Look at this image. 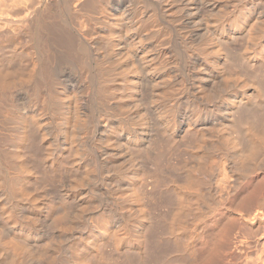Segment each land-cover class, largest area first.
<instances>
[{"label":"bare ground","instance_id":"6f19581e","mask_svg":"<svg viewBox=\"0 0 264 264\" xmlns=\"http://www.w3.org/2000/svg\"><path fill=\"white\" fill-rule=\"evenodd\" d=\"M80 1L82 0H73L78 4ZM226 1L181 0V3L176 4V0H169L167 3L170 11L175 6L179 11L185 10L188 24L187 26L181 25L178 32L186 36L190 29L193 31L191 36H184L187 38L182 40L185 41L184 47L181 44L185 51L184 58L186 57L187 60L183 58L180 60L177 50V54L169 51L171 53L169 55L162 45L158 44L159 48L160 46L163 48L158 49V42L155 45L162 35L165 34L166 39L168 34L166 30L162 31L158 29L159 27L157 28L152 37L159 39L155 40L153 46H149V43L144 41L143 38L147 37L142 38V31L146 25L149 23L159 25L157 18L159 19L160 16L157 17L156 12L152 13L148 20L147 18L145 20L134 19V12L127 10H124L119 18L104 19L105 26L112 28L107 29L100 42L90 37L91 30L86 31L85 21L80 24L81 27L77 31L79 38L76 41L69 31L67 33L64 28L62 29L58 12L59 21L57 20V23L60 26L56 24V20L53 22L54 19H51L56 13L50 17L49 12L51 22L45 19V16L41 17V14L38 19L33 18V22L30 20V15L28 16L30 19L26 20L25 15L23 16L26 18L22 19V9L18 10L21 12V15L19 14L21 19L17 20L11 18L13 15L6 18L7 16L2 17L0 13L1 27L6 28L5 31L0 30V35L3 32L13 34L15 24L17 23L16 28H18V24L21 23L23 24L21 25L23 27L19 25L21 29L24 25L28 26L22 31L27 37L29 36L27 33H30L33 50L38 51L37 58L33 53L35 58L31 57L35 60L32 74L37 73L36 78L30 82L22 80L26 83L28 94V104L23 108H18L16 101L14 102L15 99L13 100L15 97H12L10 92V95L6 92L5 89L10 83L0 76V116L3 117V119L0 118V128L1 124L5 123L4 120L8 119L20 124L14 136L12 133L14 127L10 121L12 124H9L12 127V130H9L11 131L10 136L8 135L10 132H4V125L1 129L6 136L0 129L3 134V136L0 135V210L2 212L0 213L3 214L5 225L10 227L7 233L0 228V264H26L30 257H36L33 259L42 261L43 248L34 249L30 244L36 240L37 218L40 220L44 209L34 204L30 205L32 203L30 201L29 204L25 203L26 201L23 203L22 195L16 187L25 175L33 177V170L37 171L41 168L40 165L54 167L64 156L67 159V167L74 172V180L73 185H69L70 188L66 187L67 191L59 193L61 195L58 198L64 203V207L52 220L58 230V235L62 237L67 229L73 228L72 225L75 226V221L79 223L77 219L83 218L87 223L84 217L88 214L86 212L88 208L90 210V204L92 201L94 203L96 195L93 200L94 195L92 196L91 192L93 187L88 189L86 185L85 188L82 186L89 182L88 179L91 176H97L98 173L104 171L106 176L102 177V182L97 183L96 186L93 185L101 195H116L111 207V203L104 204V206L109 204L110 207L108 208L112 214L109 218L110 223H108L109 219L103 223V218L98 221L102 222L100 226L97 224V219L94 220L89 215L92 222H88L90 224H88V229L93 237L107 235L110 231V224L119 220L118 217L116 219L114 217L120 216L118 214L120 208L124 209V212L126 209L129 217L120 216L123 219L120 218L121 220L118 221L120 224L117 227L116 243L121 245L125 242V244L135 245L134 242L139 239L144 245L149 243V248L141 255L140 264H164L166 259L160 249L164 241L161 240V236L158 238V232L165 224L170 235L169 239H171L182 227L184 229L182 216L192 208L190 204L192 195L195 196L197 210L200 209L198 203L203 198L205 209L212 210L219 207V204L221 205L222 192L229 187V184L222 182L225 176L230 180L228 173H231L232 184L236 186L250 173L257 170L264 172V2L263 5H259L255 3V0H228L229 4ZM64 4L63 7H66ZM11 9L16 11L19 8ZM162 9L161 5V11ZM14 11L10 10L12 14ZM77 13L82 15L84 11L81 8ZM31 14L33 15L32 12ZM44 14L46 15V12ZM172 16L178 17L175 12ZM26 21H30V26L26 24ZM167 27L166 29L169 28ZM186 27L190 29L184 30ZM182 29L184 31H180ZM10 34L7 35L8 39H10ZM12 34L10 37L14 39ZM13 35H16L15 39L20 41L22 34ZM1 38L3 37L0 36V41H2ZM241 38L244 44L240 48L237 42ZM167 39L166 41L169 40ZM96 42L97 44L104 43L105 49L95 60H87L88 48L90 49L91 45ZM30 46L27 49H30ZM54 48L62 50L67 56L78 58L76 63L83 78H81V84L84 85L74 88L69 95L57 86L58 79L53 60ZM172 50L174 52L175 49ZM27 53L31 54V51ZM193 57L195 60L192 59ZM180 64L187 68H200L197 72L198 92L192 94L193 98H189L188 95L181 102L177 99V95H182L180 92L188 89L186 87L189 82L186 84L187 79L179 72L181 71L179 70L181 69ZM89 71L91 73L87 74ZM186 72L189 73L188 69ZM246 74H249V77ZM218 87L221 89L215 95L212 92L216 91L212 90L215 88L217 90ZM211 99L212 102L217 99L215 101L218 104L215 102L216 106H214V102L213 104L210 102ZM209 103L213 107H210ZM179 107L185 109L180 114L181 116L177 117L176 112ZM185 139L193 140L199 148L198 163L191 167L192 170L189 168L184 172V179L181 181L177 179L175 169V173L171 170L164 176V182L171 179L170 186L167 185L169 188L172 187V190L174 189L176 209L174 208L172 213L171 209L170 220L168 216L166 218L168 221L159 217L157 221V218L151 217L147 210L142 207L136 208L134 204L132 206L131 199L140 201L142 194L137 190L133 192L129 180L133 177L138 182L143 175L145 177L161 176L162 152L159 151L160 147L168 142H184ZM119 145L120 148L117 149ZM22 146L27 148L29 164L23 161L18 163L15 161L14 164L9 158L11 154L8 153L11 150L16 153ZM131 146L136 148L134 152L129 151L128 148ZM122 150L125 154L117 155ZM207 155L209 161L203 163ZM223 171L227 174L224 173L225 176L222 177ZM51 177L53 176L44 173V179L51 180ZM93 179H90L91 183L95 182ZM119 180L123 185H112ZM223 180L228 183L226 179L223 178ZM52 181L55 182L54 179ZM259 185L247 202V215L245 214L244 218H247V230L250 236L257 237L261 245V250L259 249L257 257L255 256L257 264H264V181ZM73 199H77V203ZM72 200L74 206L76 204L75 211L72 210L74 212L70 211ZM18 205L26 207L24 209L26 214L22 213V216L20 214V217H23L19 220L20 222H18V212L15 213V207ZM108 211L106 213L109 216ZM108 216H105V219ZM48 218L51 221L49 215ZM130 224L135 231H138V239L131 238L133 234L130 235L127 232ZM220 237L222 238V233ZM221 238H219L220 242H222ZM52 239L48 238V242L50 245L54 244V246L51 245L54 247L53 254L47 257L46 261L48 264H65L66 259L57 257L61 241L55 242V239ZM44 246L46 247V242ZM242 255L244 254L240 253L239 258ZM69 256L67 257L72 263L81 264L84 261V257L78 252Z\"/></svg>","mask_w":264,"mask_h":264},{"label":"rangeland","instance_id":"374dc122","mask_svg":"<svg viewBox=\"0 0 264 264\" xmlns=\"http://www.w3.org/2000/svg\"><path fill=\"white\" fill-rule=\"evenodd\" d=\"M30 1L32 2V5ZM44 1L43 0H0V13L2 17L7 16L6 18H10L11 15H13V17L11 18H13L14 20L21 19V17L22 19H25L26 18L25 16H27L26 20L31 18L30 20L32 22H33V18L38 19L39 15L41 14L42 15L41 17L45 16V19L47 18L49 22H51L53 19H54L53 22H55L56 20V24H58L57 20L59 16L60 21L59 20L58 21L62 25L61 26L62 29L64 28V30L67 33L70 32L73 35V37L76 39V41H78V38H79V34H77V31L81 27L80 24L82 21H85V24L87 25L85 28L86 31L91 30L90 37H93V39H96L98 42H100L101 37L104 35L105 32H107V29L112 28L111 26H105L106 24L104 23L105 22L104 19L112 20V19H116L117 17L119 18L121 13L124 10H127V11L134 12V17H133L134 19H139V20L144 19L145 20L147 18L148 20L151 14L156 12L157 17L160 16L159 19L157 18V20L161 21L163 25L160 24L161 22L159 21H157L159 25H157L156 23H154L155 25H153V23L151 24L149 23L148 25H146L147 28L145 27L146 29L144 28V30L142 31V38L147 37L143 39L147 44L149 43L148 44L149 46H153L155 40L160 38L159 41L155 42V45L158 42L157 43L158 49H161L163 47L164 51L165 52L168 51L166 53L169 55H171L170 53L171 51H172V54H175V53L177 54V52L179 51L181 52V53L178 52L177 54L178 57L180 54L179 59L180 60L186 59V57L184 58L185 51L183 49L184 47L183 44L185 41L183 42L182 40L183 39L186 40L187 38H184L185 34L182 36V34L178 32V28L181 27V25L187 26L188 24L186 13H185V10L179 11V9L176 6L171 9L172 11H170V9L168 10L167 3H169V0H92V1L88 0V2H85L86 0L84 1L82 0L79 2V4L74 3L73 0H64V1L63 0L61 1L44 0ZM65 2L66 4H64ZM263 2L264 0H255V3L259 5L261 4L263 5ZM178 3H181V0H176V4ZM226 3L229 4L228 0L226 1ZM63 4L64 6L66 5V7H63ZM29 5H31L32 7ZM161 5L163 8L162 11H161ZM59 6L61 8H59ZM153 6H155L156 9ZM13 7L15 9L16 8H19V9H16V11H14V9H11ZM27 8L29 10H27ZM81 8L84 11L82 15L77 13L78 10ZM20 9H22L21 11L23 12L22 15L20 14L21 12L18 11ZM25 9L27 11H25ZM10 10H13L14 14H12L13 12L11 11L12 12L11 13ZM6 11L10 12L11 14L10 13L7 14ZM31 12L33 13V15L31 14ZM45 12H46V15L44 14ZM49 12H50V17L52 16L53 13H56V14H53L54 17L51 18L52 20L49 17ZM173 12L177 13V16H178L177 18L172 16ZM19 14L21 15V17ZM14 15L16 16L15 18H14ZM29 15H30V18L28 17ZM18 16L20 18H18ZM56 16L57 18L55 19ZM36 19H34L35 23H36ZM29 22L30 21L28 22L26 21V24L30 26ZM23 23L25 24V22ZM16 24L14 28L15 30L17 29L19 30L15 31L13 28L12 29L14 30L13 34H17V35L22 34L23 36L24 34L26 35V33L22 31L23 29H25L26 26L24 25V28L21 29V27H23L21 25L23 24L21 23L18 24V28H16L17 27ZM60 24L58 25L60 26ZM19 25L21 27H19ZM1 26L2 24H0V30L5 31L6 28L4 29ZM162 26L164 27V29ZM166 27L168 29H166ZM157 28L161 29L162 31L166 30V32L169 34V35L168 34L166 35V39L168 38V36L171 35L168 38L169 40L167 39L168 41H166L165 39V34L164 36L162 35L163 37L161 36L159 38L153 39L152 36L154 32L157 31ZM189 29L190 27H186V29L184 30H189ZM12 30H10V32ZM168 30L172 32L170 33ZM184 30L182 29L180 31H184ZM5 34L6 33L3 32V34L0 35L1 37H3L1 38L2 41H0V70L2 72V74L0 72L1 74L0 76L2 78L4 77L3 80L5 81L7 80L6 81L7 83L8 82L10 83V85L5 90L9 95L11 93V96L15 97L13 98V100L15 99L14 102L16 101L15 103L17 104V107L21 109L24 107V105L26 106V104H28L27 102L28 94L26 92V83L23 82L22 80H29L30 82V80L33 81L36 78L37 73L32 74V67L35 61L32 58L38 57V51L36 49L33 50V43L31 45L32 39L29 37L30 33H27L29 35L28 37L27 36L23 37L21 35L20 41L18 40L19 42L15 39L16 35H13L12 32L11 34L14 39L10 37L11 36L10 33L7 32V34L6 35ZM9 34H10L9 36L10 39H8V36H7ZM186 34L187 35L185 37H187L188 35L191 36L193 34V31L190 29V31L187 32ZM180 37H181V40H180ZM161 38L164 39V41L166 42H164ZM27 40H29V42H26ZM173 40L175 43L173 42ZM27 44L29 46L31 45L30 46V49L32 48L31 50L27 49L29 47ZM158 44L162 45V47L160 46L159 48ZM181 44L183 47L181 46ZM243 44H244V40L242 38L238 40L237 42L238 47L241 48ZM25 46H28V47L25 48ZM171 48L175 49L174 52ZM104 49H105L104 43L97 44L96 42L95 44H92L90 49L88 48L89 55L87 56V60H95L102 54ZM30 51H31V54L30 53L29 54L32 55L33 53L35 57L33 55L30 56L27 53ZM12 52L15 55H12L13 54ZM54 53H55V56L53 60H54V65L56 67L55 74L58 79L57 86H59V89L61 88L64 89V91L69 95L74 88H79L83 84V83L81 84V81L83 78L80 73V69L78 68L77 63H76V60H78V58L74 56L73 57L67 56L65 53H63L62 50L58 48H54ZM197 56H201V55L197 54ZM197 56L195 57L198 58ZM192 59L195 60L194 57ZM67 60H75V61L70 62ZM179 67L181 68L179 69L181 71L179 70L178 71L184 76V78L188 80V81L186 80V84L189 82L188 83L189 86L187 85L186 87L188 89H186V91L180 92L182 95L180 94L177 95L178 97L177 99H180L179 101L181 102V100L186 99L185 97H187L188 95H189V98L190 97L193 98L192 94H195L198 92L199 79H198L197 72L200 68H197V67L195 69H193L194 67L187 68L183 64H180ZM187 69L189 73L186 72ZM90 73L91 71H89L87 74H90ZM248 75L249 74H246V76ZM89 77H91V75ZM188 77L190 78L188 79ZM219 89L221 88L218 87L217 90L215 88V90H212V91H216V92H212V91L211 92L215 93L216 95L220 91ZM187 91L189 94L187 93ZM181 96L182 98H180ZM214 98H216V96ZM212 99L210 102L212 104L214 102V106H216L215 104L216 103L218 104V102H216L217 99H215L216 101L213 100V102H212ZM211 103H209L210 104L209 106L213 107ZM183 109L185 108L179 107V109L177 110L178 112H176L177 117H179V115L183 113L184 111ZM0 118L3 119L2 116H0ZM1 119H0V122H1ZM4 121L5 123L3 122L4 124L3 123L1 124L2 125L1 128L3 127V125L5 127L9 126L10 128L9 129L7 127L6 128L4 127L3 129L4 132L5 133L10 132L9 134L7 133L10 136L11 131L9 130H12L11 129L12 127H10V125L13 124L14 128H13L12 133H14L13 136L16 135V132L18 131L20 127V124L17 123L16 121L11 122V119L4 120ZM6 121H8V123ZM6 129L8 131H5ZM3 130L1 129L2 133L5 135ZM2 133L0 135L3 136ZM183 141L184 142L182 141L181 142L180 141L168 142L165 144V146L163 145L162 147H160L159 151L162 152L161 153V156H162L161 176L157 177L154 175H150V176L145 177L143 175V178L139 179L138 182H137V179L135 180L133 177H131L129 180V183L133 187V192L137 190L141 192L142 194L140 201L134 198L131 199L132 206L134 204L136 208L142 207V209L148 211L151 217L157 218V221H159L158 217L160 219L165 218V221H168L166 219L168 216L170 220L171 216L169 214H170L171 209H172L171 213L173 212L174 208L176 209V205H174L176 204V200H174L175 199L174 189L172 190V187L169 188L171 179L169 178L168 179L169 181L167 180L169 183L167 181L164 182V178H165L164 176L167 175L171 170L174 173L175 171H177L176 177L178 180L181 181L184 179L183 178V176L185 175L184 172L188 171L189 168L191 169V167H193L194 165H196V163H198L199 158L197 156L199 155L198 152H200L199 148L194 144L193 140L191 139H188V140L185 139ZM119 148H120V145L117 146V149ZM117 149L115 150L116 153H117ZM128 149L129 151L134 152L136 148L131 146ZM26 150H27L26 146H22L19 149V151L16 153L11 152L12 151L11 150L8 153L9 155L11 154L10 155L11 157L9 156L8 157L10 158V160L14 162V164H15V161L17 163L19 161H23L24 163L29 164V159H28ZM97 151L99 152L100 150H97ZM124 154H125V151L122 150V151H119L117 155H124ZM206 161L207 162L209 161L208 155H207V158L203 160V163ZM66 164H67V159H66V156H64L58 161V163L54 167H45L43 165L42 166L40 165L41 168H38L37 171L33 170L34 171V176L32 175L33 177L31 176L26 177L25 175L23 177L24 179L22 178L19 181L20 183L17 184L16 188H17V191L22 195L23 203L25 201H26L25 203H28L30 201L32 202L30 205L34 204V206L37 205V207L39 206L40 208L42 207L44 209L42 212V217L40 216V220L37 218L36 224H37L38 234L36 235V240L30 244L31 247H34V249L43 248V256L41 257L42 261L40 262V259L34 260L33 258H36V257H30V259L26 262V264H48V261H46V258L47 257L49 258L50 255L53 254V250H54V247L51 246V245L54 246V244L51 243L50 245V243L48 242V238H53L52 240L55 239L54 240L55 242L61 241L60 248L57 252V257L58 259H62V258H64V260L66 259L65 264H76V263L70 262V260L68 259V257H70L69 255H71L74 252L75 253L78 252L81 256L84 257V261L81 262V264H107V263L108 264L109 263L110 264H140L141 255L144 253L145 250L149 248V243L144 245V243L143 244L141 243L140 239L134 242L135 245L132 243L131 245L125 244V242H122L121 245L116 243L117 241L116 237L118 234L117 227L120 224L118 221L121 220L120 218L123 219L124 215L129 217L128 215L129 213L126 211V209L124 212V209L120 208V211H118V214L123 217H120V216L114 217V219L118 217L117 219L119 220L116 221L115 223L110 224V231H109L110 233L108 232L107 235H102L103 237L102 236L93 237L90 230L88 229L89 228L88 226L90 225L89 223L92 222V219L90 220V218H93L94 220L97 219V222L104 218V220H102V222L104 223V221H107L110 218V215H112L108 211V208L111 207L113 200L115 201L116 195H113V194L101 195L99 191L94 189L97 183L99 184V182H102V177L106 176V172L104 171H103L104 173L103 172L100 173L101 175L98 172H97L98 175L95 174L97 176L90 175L92 178L90 177L88 179L89 182L87 184H84V186H82V188L83 187L85 188V185H86V188L88 189H92L93 187L92 191L90 190L92 192V196L94 195L93 200L96 195L94 203L91 199L92 203L90 204L91 207L89 206L90 210L88 208V211L86 212V214L87 213L88 214L86 215V217H84V219L85 218L87 219V223L85 222L86 220H83V218L80 220L77 219L79 223L75 221L76 222L74 223L75 226L72 225L73 228L71 227V229H67V231L63 233L62 237L58 235V230L55 228V226L52 223V220L56 217V215H58L63 210V207H64V203L61 200H59L58 197L59 195L62 194V192L67 191L68 190L67 188H70V186L73 185L72 181L74 180V172H72L67 167ZM17 168H19V166ZM21 168L24 169L22 166ZM44 173L47 174L48 176H53L54 178L53 177L51 178L54 179L55 182L52 181V179L51 180L44 179ZM174 173L173 175H175ZM224 173L225 175L227 174L226 172L223 171L222 177L225 176L223 175ZM230 174L231 173L227 174L230 180H228V177L226 176H225L226 178L223 177L224 179L228 181V183L224 182L222 178V182L224 184L226 183V185L229 184V187H226L227 188L226 191L222 192V198L220 197L221 205L219 204V207L217 206L216 208L212 209L213 211L211 209L210 210L205 209V199L203 198V199H200V202L198 203L199 208L201 209V210L199 209L200 210L199 211L197 210V203L195 202V196L192 195V199L190 200V204L192 208L186 214L183 213V216H182L183 217L182 220H184L183 222L184 229L182 227V229H180L177 233H175V235L171 237V239H169L170 235L168 234L167 226L164 224L163 225L164 228L163 227L160 228V231L158 232L159 233L158 238L161 236L162 238L161 240L164 241L162 246L160 247V249L164 253V258L166 259L164 261V264H253V263L257 264L255 256L257 255V252L261 250V245L258 242L257 237L250 236V233L247 230V226H248L247 218H244V216L246 217L247 215L248 200L250 199L252 194L258 189V187L260 186L259 184H262V181H264V172L262 170H257L256 172L250 173L242 181H240L239 184L236 186H233L232 181H231V179L233 178H232V175L230 177ZM96 177L97 179H95ZM90 179H93L95 182L91 183ZM121 182L122 181L120 180L115 181L114 184L112 185L113 186H118L120 184L123 185V183ZM167 184H169V186ZM72 187L75 188L76 185L75 187L74 186ZM97 197L99 198L98 200H97ZM112 197H114V199H112ZM101 198H104V199L102 200ZM77 199L75 200L73 199L75 203H77L76 202ZM73 200L71 203L72 207L70 208L71 212L75 211L74 208L76 209V204L74 206ZM164 200H167V201L165 202ZM101 201H103V203ZM107 202L109 204L111 203L110 207H109V204L105 205L108 207L104 206V204H106ZM92 205H94L95 207ZM16 207H15L16 209L15 213L18 212L17 213L18 216L17 215L16 216L18 217V222H20L19 220H22L23 218V217H20V214L21 216L23 215L22 213L26 214V210L24 212V209H26V207L25 205L24 207L21 205H18ZM107 211L110 213L109 216H108V213H106ZM1 213H0V228H2L3 231H5V233H7L9 232L10 227L8 225L7 226L5 225L6 222H4V218L2 217L3 214ZM48 215L51 217V221L48 218ZM100 215H103V216L105 215L108 217H106L105 219V216L100 217ZM80 221H83L84 224L83 222L81 223ZM1 222L3 223L1 224ZM102 222L101 223L98 222L97 224L101 226ZM132 222L133 221H131V223ZM108 223H110V219L108 220ZM2 225H5L6 227ZM134 229L135 228L132 226V224H130V228L128 229L130 231L127 230V232L130 233V235L133 234L131 238L134 237L133 239H138V235H137L138 231H135ZM135 233L136 235H134ZM221 233H222V238L220 237ZM56 238L58 239L56 240ZM219 238L222 239V242L219 241ZM45 242H46V247L44 246ZM242 251L245 253H243ZM238 253L239 255L240 253L244 255H242V257L239 258ZM68 261L70 263H68ZM56 264H61V263H56Z\"/></svg>","mask_w":264,"mask_h":264}]
</instances>
